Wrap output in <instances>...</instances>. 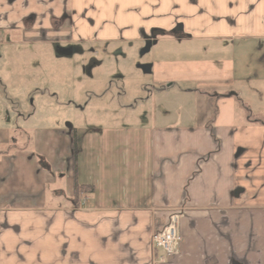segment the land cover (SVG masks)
Wrapping results in <instances>:
<instances>
[{
  "label": "crops",
  "instance_id": "1",
  "mask_svg": "<svg viewBox=\"0 0 264 264\" xmlns=\"http://www.w3.org/2000/svg\"><path fill=\"white\" fill-rule=\"evenodd\" d=\"M0 38V58L136 46L151 87L192 104L85 133L11 124L0 102V264H264V0H0ZM75 183L92 191L73 201Z\"/></svg>",
  "mask_w": 264,
  "mask_h": 264
},
{
  "label": "rangeland",
  "instance_id": "2",
  "mask_svg": "<svg viewBox=\"0 0 264 264\" xmlns=\"http://www.w3.org/2000/svg\"><path fill=\"white\" fill-rule=\"evenodd\" d=\"M41 46L12 48L0 58V102L8 103L10 117L12 111L30 127H55L57 122L88 133L150 124L152 115L164 123L165 112L175 117L170 123L179 124L192 105L179 87L167 94L163 86L151 87V76L142 70L151 55L140 53L136 46H79L57 54ZM70 52L72 56L66 57ZM155 56L165 59L162 50ZM178 57L176 53L170 59ZM176 75L168 70L157 78ZM14 121L12 117L11 124Z\"/></svg>",
  "mask_w": 264,
  "mask_h": 264
},
{
  "label": "built area",
  "instance_id": "3",
  "mask_svg": "<svg viewBox=\"0 0 264 264\" xmlns=\"http://www.w3.org/2000/svg\"><path fill=\"white\" fill-rule=\"evenodd\" d=\"M178 242L177 216L172 215L168 222L153 235L152 245L154 249H160L166 256H170L176 252Z\"/></svg>",
  "mask_w": 264,
  "mask_h": 264
},
{
  "label": "trees",
  "instance_id": "4",
  "mask_svg": "<svg viewBox=\"0 0 264 264\" xmlns=\"http://www.w3.org/2000/svg\"><path fill=\"white\" fill-rule=\"evenodd\" d=\"M75 163H76V143L73 141V165L75 167ZM75 170V168H74ZM88 190L89 192L92 191V188L88 187V186H79L76 183L74 184V197H73V201H77L78 197L80 195L83 194H88Z\"/></svg>",
  "mask_w": 264,
  "mask_h": 264
}]
</instances>
